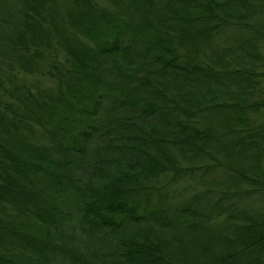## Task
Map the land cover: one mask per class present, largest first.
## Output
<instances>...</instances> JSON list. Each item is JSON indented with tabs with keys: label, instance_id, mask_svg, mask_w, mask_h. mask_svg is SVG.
Segmentation results:
<instances>
[{
	"label": "trees",
	"instance_id": "obj_1",
	"mask_svg": "<svg viewBox=\"0 0 264 264\" xmlns=\"http://www.w3.org/2000/svg\"><path fill=\"white\" fill-rule=\"evenodd\" d=\"M262 42L264 0H0V264H264Z\"/></svg>",
	"mask_w": 264,
	"mask_h": 264
},
{
	"label": "rangeland",
	"instance_id": "obj_2",
	"mask_svg": "<svg viewBox=\"0 0 264 264\" xmlns=\"http://www.w3.org/2000/svg\"><path fill=\"white\" fill-rule=\"evenodd\" d=\"M2 7H3V5H2ZM243 33H245V32H243ZM239 35H240V32L237 31L236 28H233V27L224 28L216 36V39L215 40H216L217 43L222 42V41H227V42L230 41V43H232L234 39L240 37ZM246 37L247 36L245 35L244 38H246ZM224 45H226V43L221 44V46H224ZM258 45L259 46H257L258 48H257L256 54H258L259 57L260 56L261 57H264V43L262 42V43H259ZM0 48L2 50V47L1 46H0ZM243 60H244L243 63H246L245 66L248 69H251V70H253L254 72H256L258 74H261L259 76L260 86L263 87L264 86V77H261V76H262V73H264V67H263L261 61L259 59L255 60V59H250V58H246V57L245 58L243 57ZM44 65H46V63ZM35 77H36L35 75L34 76H32V75H26L25 76V79L29 83V82L35 81ZM42 84H43L44 88H47V87H50L51 86L50 82L48 81V79L46 77L42 79ZM257 95L259 97H264V95L262 96V92L261 93L259 92ZM254 99H256V97ZM262 113H263L262 115H259L258 116L259 119H262L264 117V111H262ZM250 115L253 116V117H256L257 116L256 114H253V113H250ZM215 176L220 177L221 176V173L220 172H216L215 175H211V176H209V178L212 180ZM196 177H197V175L195 174L194 179H196ZM182 182L183 183L180 184L178 187H181V186H184V185H187V186H190V187H194L195 180L193 181V180L189 179L186 176L185 178H183V181ZM158 185H159V183H158ZM196 249H197V247L195 248V250Z\"/></svg>",
	"mask_w": 264,
	"mask_h": 264
}]
</instances>
